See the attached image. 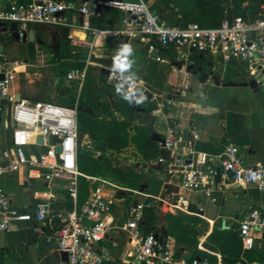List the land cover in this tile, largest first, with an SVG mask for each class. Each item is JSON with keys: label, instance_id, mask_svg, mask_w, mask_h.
<instances>
[{"label": "built area", "instance_id": "2783aa9c", "mask_svg": "<svg viewBox=\"0 0 264 264\" xmlns=\"http://www.w3.org/2000/svg\"><path fill=\"white\" fill-rule=\"evenodd\" d=\"M6 1L7 6L0 9V22L17 24V40L20 44L27 41L28 30L33 25L60 29L81 28L88 32L91 39L81 41L71 38L70 44L72 47H85L90 52L97 37L122 36L127 40H138L148 54L153 50L159 51L158 48L173 49L178 60L187 61L190 50H193L219 58L223 64L240 62L247 73L264 72V6L261 7V17L255 20L237 17L231 23L223 21L219 27L207 28L194 23L186 27L169 26L143 0H81L77 3L43 0L41 5H36V0L27 3ZM99 6L102 7L101 11L112 9L122 13L121 28L92 29L88 20L99 15ZM79 18H82L81 22ZM154 60L162 62L160 57ZM86 64L89 65L90 60ZM17 68L16 62H9L0 54V75L3 76L0 80V114H5L11 120V148L3 151L2 157L9 161L7 168L10 172L26 168L33 179L47 183L63 182L69 199L75 202L80 176L77 170L80 138L78 105L60 106L48 102L14 100L11 86L17 79ZM66 77L68 80H77L81 86L85 71L72 70ZM118 82H121L120 74L109 69L105 75V84L116 92ZM135 82L137 89L142 90L146 97L143 103L136 106L145 107L150 100L155 101L157 106L150 110V115L166 125L165 130L158 129L154 133L159 139L158 146L168 152L169 158H159L157 164L162 166L169 181H177L179 190L201 192L212 201L217 192L231 186L249 185L264 193L263 163L243 164L238 148L233 145H227L216 154L198 151L194 143L199 139V133L195 130L190 132L187 140L183 139L182 132L176 128L172 115L166 110L175 106L172 97L182 98L186 95L189 90L187 82L173 85L169 95L151 93L150 98L146 86L138 80ZM39 137L42 143L37 141ZM38 147L46 148V152L38 151ZM3 173L4 169L0 168V176ZM91 181L119 189L105 179L91 178ZM146 199L125 210L122 230L131 245L133 260L137 264H210L193 257L184 261L172 238L156 237L154 232L145 234L140 230L139 223L143 219L144 210L162 201L160 197H154L151 202H146ZM168 204L175 210L186 212L188 201L178 192ZM110 216L111 202L98 189L90 193L81 207L70 212L53 213L48 200L42 197L38 198L32 213H20L13 208L9 197L0 188V233L12 232L18 223L36 222L46 230L42 232L44 241L54 244L60 254H66V261L61 264H108L112 249L117 245L115 242L104 245V242L110 232L120 230L112 224ZM53 220L55 225L52 224ZM251 230L264 236V211L252 209L239 223L240 237H247ZM216 264L226 263L218 260ZM230 264L245 263L234 261Z\"/></svg>", "mask_w": 264, "mask_h": 264}, {"label": "crops", "instance_id": "0c3cea01", "mask_svg": "<svg viewBox=\"0 0 264 264\" xmlns=\"http://www.w3.org/2000/svg\"><path fill=\"white\" fill-rule=\"evenodd\" d=\"M6 6L7 1L0 0V9ZM109 11L103 10L98 15H102V17L106 15L109 19L114 16V13L118 15V18H111V24L108 27L105 29L92 28L91 25L90 27L96 30L121 28L123 14L112 9ZM92 18H89V24ZM79 20L81 22L82 18ZM10 24L0 22V47L2 48L0 54L9 62L18 64V76L11 86L14 100L15 96L19 95L20 99L51 103L49 95L43 92L34 79L43 75L42 72L40 74V71H35V69L42 70L44 67L51 68L49 72L52 80L55 71L60 74L61 64L66 60L55 53H62L67 48L71 50V54L85 50L87 52L85 67L82 70L71 69L69 72L72 70L86 72L87 66L95 65L92 67L101 73L100 67L94 64L91 58H114L121 44L130 43L134 48L133 58L136 64L133 65L128 75L135 72L138 81L145 86L149 85L159 90L162 93L161 96L169 95L172 86L181 81L189 84L188 92L182 97L188 98V101H176L175 106L166 110L173 116L176 128L182 132L184 140H187L190 132L195 130L199 133V139L194 143V147L198 151L216 154L227 145H233L238 148L243 164H264V72H261L263 74L262 81L257 91L243 86L224 87L222 84L227 82H247L260 72L247 73L244 65L240 62L230 61L223 64L219 58L209 54L190 52L186 63L201 67L202 72H212V76H217L219 84L215 83L212 76L206 82H201L198 77L186 73L185 68L178 70L172 65L173 62L180 61L176 54L165 55L163 52L170 53L167 51L173 49H159L158 53L167 60L156 62L150 57V54L145 52V46L138 40L125 41L127 38L122 36L106 37L101 35L96 38L93 50L90 52L85 47H72L70 44L71 38L82 39L81 41L90 40L88 32L81 28L69 29V41H65L60 35V28L45 25L30 26L28 32L33 31L34 41L28 42L27 37V41L20 44L13 38V32L9 29ZM73 33L84 35V38L80 39ZM52 37H55L54 41ZM15 45L26 47V53L20 55L19 60L10 61L4 54L8 51L13 52ZM52 46L56 50H53ZM112 49H115V53L110 54ZM200 56L202 57L200 58ZM87 60H90L89 65L86 64ZM160 73L166 74L164 81L161 80ZM169 78L173 80H169ZM162 86L166 88V91L162 90ZM147 107L149 106L140 107L144 109L142 115L134 113L135 119L132 121V126H150L152 140V136H156L155 129L159 128L163 131L166 125L151 116L150 111L145 110ZM181 109H187V111L185 113L178 111ZM114 114L116 116L117 113ZM129 133L133 135L134 132L129 131ZM10 134L11 120L5 114H0V168L4 169L3 175L0 176V188L9 197L13 208L20 213H32L38 198L42 197L48 200L53 213L70 212L78 208L76 201L69 199L62 182L47 183L40 179H33L26 168L17 172L8 170L9 161L2 157V152L11 148ZM79 136L80 138L85 136L88 139L87 135L79 134ZM153 142L157 144V141ZM158 148L160 155L156 162L150 163L149 166L156 171H164L162 166L157 164V160L159 158L168 159L169 154L159 146ZM126 151L141 158L132 145L126 147L122 152ZM143 169L144 172L147 171L146 166H143ZM134 173L142 174L140 168L138 172L134 171ZM91 178L95 177H87L89 180L88 197L92 191L98 189L99 193L111 202L112 224L120 228V230L110 232L104 242V245H109L110 242H115L117 245L112 249L111 261L108 264H137L132 258L131 245L122 230L125 225L127 202L123 197L116 196L118 191L124 192L123 195L125 191L117 189L113 185L93 183ZM146 186L147 183L139 190H134V193L141 197L142 201L149 197L144 191ZM178 192L188 201L186 212L175 210L169 206L168 211L163 214L164 209L160 206V202L157 206L146 209L153 210L152 212L157 217L151 232L162 238H172L174 241L176 236L183 239L185 243L179 246L175 241L180 256L182 255L181 249L188 247L194 250L193 258L199 259L198 256L201 255L202 259L210 264H216L218 260H222L224 263L234 261H241L245 264L264 263V236H260L254 230H251L245 238L240 237L238 233L239 223L245 219L250 210L264 211V193L258 192L249 185L231 186L227 190L217 192L214 195V201H212L205 198L201 192H182L178 189L177 181H169L167 178L160 185L156 197H160L168 204ZM138 202H133V204ZM161 214H163L162 218ZM168 216H170L169 219ZM222 223H224V229ZM52 224L55 225L56 222L54 221ZM139 227L144 233V228L140 225ZM43 230L45 228L31 221L16 224L10 233H0V264H61L64 262L55 245L47 244L44 241ZM187 242H195L196 245L189 247Z\"/></svg>", "mask_w": 264, "mask_h": 264}, {"label": "trees", "instance_id": "16d2710c", "mask_svg": "<svg viewBox=\"0 0 264 264\" xmlns=\"http://www.w3.org/2000/svg\"><path fill=\"white\" fill-rule=\"evenodd\" d=\"M31 0H18L27 3ZM63 2L77 3L81 0H57ZM149 9L155 12L160 20L169 26L186 27L188 24H197L200 27L216 28L223 21L231 23L235 18H247L255 20L260 16L261 7L264 2L261 0H143ZM111 9L105 11L110 12ZM116 11V10H114ZM118 12V11H116ZM112 19L118 18L114 13ZM111 18L107 16H96L90 20L92 28L105 29L111 24ZM78 38L84 35L73 33ZM109 42V41H108ZM107 42V43H108ZM106 43V45H107ZM110 45V44H109ZM112 46H114L111 43ZM157 47V46H156ZM160 49V48H158ZM164 50V49H161ZM172 51V52H171ZM146 52V48H145ZM163 52L165 55L175 54L174 50ZM115 53V49L110 54ZM57 56L65 58L61 64V75H67L69 70H82L85 67L87 52L81 50L76 54H71L70 49L58 52ZM88 81V83L86 82ZM100 98H105L101 102ZM71 100L70 105H74ZM78 113L77 123L80 135H87L91 144L88 148L78 146L77 170L80 173L77 185V206L81 207L87 200L89 194V180L87 177L107 179L118 186L132 190H139L147 183L144 190L149 197L146 202L153 201L159 193V187L149 190V181L140 174H135L131 170L118 172L112 165L111 153L122 152L126 147L132 145L136 152L145 162L155 160L160 155V150L155 142L150 138L152 129L150 126H132L135 110L132 104L125 101L105 84L104 74L95 70L92 66H87L83 84L77 101ZM98 111L107 112V118H99ZM120 112L122 119L120 120ZM114 113H118L119 117ZM133 131V135L129 133ZM149 190V191H148ZM124 192L118 191L117 197H122ZM126 193V192H125ZM151 209H145L143 219L139 223L144 228V233H150L151 228L157 221V217ZM177 245H181L183 239L175 237ZM189 247H195V242H187ZM203 260L202 256H198ZM230 264V263H226Z\"/></svg>", "mask_w": 264, "mask_h": 264}, {"label": "rangeland", "instance_id": "374dc122", "mask_svg": "<svg viewBox=\"0 0 264 264\" xmlns=\"http://www.w3.org/2000/svg\"><path fill=\"white\" fill-rule=\"evenodd\" d=\"M13 48H15L13 52L8 51L4 54V56L8 58L10 61H14L15 59L19 60L20 55H23L24 53H26V47H23V45H18V46L15 45L13 46ZM92 66H95V65H92ZM49 69L51 68L44 67L42 68V70L44 71H42L41 69H35V71H38V72L40 71L39 72L40 74L42 72L43 75L35 77L34 80L37 82L36 84L40 85L39 87L42 88L43 92L49 95L51 103L57 104V105L60 104L63 106H69L71 100H74V102L77 103L79 99V93L81 90V86L79 85V82L75 80H72V81L67 80L66 75L64 76V75L58 74L56 71L54 72L53 80H52L50 78ZM159 75L162 81L166 79L165 73H160ZM170 79L173 80L172 78H169V80ZM86 82L88 83V81ZM162 90L166 91V88L162 86ZM172 98L175 100V102L176 101H184V102L188 101V98H179V99L175 97H172ZM100 100L101 102H104L105 98H100ZM148 106L149 107H147V109L145 108L146 111H150L151 109L155 108L157 104L155 101L150 100L148 102ZM178 111H182L183 113H185L187 109H181ZM106 114L107 112L105 111L97 112V115L99 116V118H102V119L107 118ZM116 116H118V113L116 114ZM158 129L159 128H156L155 130H158ZM90 144L91 142L85 136H82L80 138V146L82 148H88L90 147ZM110 158L112 160V165L114 169L117 170L118 172L120 171L124 172L126 170L138 172L140 168L141 173H142L140 175L145 180L149 181V190L157 188L159 184L162 185V183L168 178L167 174L164 171H156L151 166H149L150 163L156 162V159L151 160L149 162H145L141 158H138L135 154H133L130 151H126L122 153H111ZM143 166L147 167V171L144 172ZM98 179H101V178H98ZM57 182L59 181H55L54 183H57ZM62 184L64 183L62 182ZM118 188L126 192L122 196L127 202L126 206L129 207L133 204V202L142 201V198L138 197L136 193H134V190L126 188V187H121V186H118ZM169 218L170 216H168V219Z\"/></svg>", "mask_w": 264, "mask_h": 264}, {"label": "water", "instance_id": "95a60500", "mask_svg": "<svg viewBox=\"0 0 264 264\" xmlns=\"http://www.w3.org/2000/svg\"><path fill=\"white\" fill-rule=\"evenodd\" d=\"M42 1L43 0H36L35 4L36 5H41ZM82 1L85 2V1H88V0H82ZM100 1H112V0H100ZM117 1H120V0H117ZM261 1L264 2V0H261ZM101 8H102L101 6L98 7L97 13L101 12ZM9 29L13 32V38L15 40H17V24L15 22H12L10 24V28ZM59 32H60V35L62 36L63 40L69 41V38H68L69 29L68 28H61ZM27 37H28V42H33L34 41L33 31H29L28 34H27ZM54 39H55V37H52L53 41H54ZM125 41H127V39H125ZM57 47H58V44H57ZM52 49L56 50V48L53 47V46H52ZM190 52L193 53V50H190ZM0 53H2V48L1 47H0ZM150 57L153 58V59H155L156 57H160L161 60H167L166 58L161 56L158 53V51H156V50H153L150 53ZM201 57L202 56H200V58ZM91 61L94 64H96V65H98L100 67V71L104 75L108 74L109 69H111L112 65H113V58H104V57L96 58V57H92ZM172 65L174 67H176L178 70H180L181 68H185V72L186 73L198 77L201 82H206V80L210 76H212V72H210V73L202 72V68L201 67L196 66V65L191 64V63L187 64L186 61H184L182 59L180 61H178V62H173ZM262 76H263V74L259 73L258 75L253 76L247 82H243V83L227 82V83L222 84V86H224V87L243 86V87H249L253 91H257L259 89V85L261 84ZM212 78H213V80L215 81L216 84H219L217 76H212ZM2 79H3V76L0 75V80H2ZM146 88L149 91L148 98L151 97V93H154V94H157V95L162 94L159 90H157V89H155V88H153V87H151L149 85H146ZM15 100L19 101L20 100V96L16 95L15 96ZM157 101H159V98H157ZM132 107L134 108V110H135L137 115H142V113L144 112V109L136 106V104H132ZM152 140L158 142L159 139L156 136H152ZM37 141L39 143H42V138L39 137L37 139ZM37 150L42 152V153L46 152V148L38 147ZM56 150L59 151V148H56ZM218 181H219V175L216 176V182H218ZM160 206L164 209V213L163 214H165L168 211V209H169V205L167 203H165L164 201H160ZM163 214H161V218L163 217ZM222 228L224 229V223H222ZM155 236L157 237L158 235L155 234ZM181 252H182L181 258L184 261H189L194 255V250L191 249V248H188V247H183L181 249ZM61 256H62L63 261H66V254L62 253Z\"/></svg>", "mask_w": 264, "mask_h": 264}, {"label": "clouds", "instance_id": "9594fccd", "mask_svg": "<svg viewBox=\"0 0 264 264\" xmlns=\"http://www.w3.org/2000/svg\"><path fill=\"white\" fill-rule=\"evenodd\" d=\"M134 57V48L130 43H123L119 46L116 54L113 58V65L111 71L113 73H119L121 82H118L115 86V91L125 101L129 103L141 104L145 101L146 97L142 90L137 89L136 80L138 77L136 73H131L125 76V73H129L136 64ZM127 84V88L125 87Z\"/></svg>", "mask_w": 264, "mask_h": 264}, {"label": "bare ground", "instance_id": "6f19581e", "mask_svg": "<svg viewBox=\"0 0 264 264\" xmlns=\"http://www.w3.org/2000/svg\"><path fill=\"white\" fill-rule=\"evenodd\" d=\"M81 39V38H80ZM82 40V39H81Z\"/></svg>", "mask_w": 264, "mask_h": 264}]
</instances>
